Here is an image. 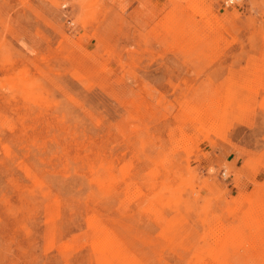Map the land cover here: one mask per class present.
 Listing matches in <instances>:
<instances>
[{
	"label": "rangeland",
	"instance_id": "374dc122",
	"mask_svg": "<svg viewBox=\"0 0 264 264\" xmlns=\"http://www.w3.org/2000/svg\"><path fill=\"white\" fill-rule=\"evenodd\" d=\"M0 264H264V0H0Z\"/></svg>",
	"mask_w": 264,
	"mask_h": 264
},
{
	"label": "built area",
	"instance_id": "2783aa9c",
	"mask_svg": "<svg viewBox=\"0 0 264 264\" xmlns=\"http://www.w3.org/2000/svg\"><path fill=\"white\" fill-rule=\"evenodd\" d=\"M231 1H233V0H231Z\"/></svg>",
	"mask_w": 264,
	"mask_h": 264
}]
</instances>
